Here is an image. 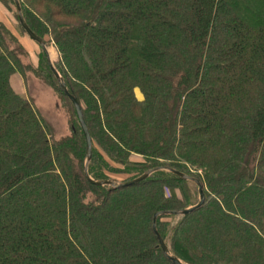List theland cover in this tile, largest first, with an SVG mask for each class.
Here are the masks:
<instances>
[{"label": "trees", "instance_id": "obj_1", "mask_svg": "<svg viewBox=\"0 0 264 264\" xmlns=\"http://www.w3.org/2000/svg\"><path fill=\"white\" fill-rule=\"evenodd\" d=\"M19 1L30 28L54 40V66L81 104L90 176L130 181L169 166L198 178L204 205L157 219L172 254L264 264V0ZM23 54L0 19V264H175L154 215L197 204V184L169 170L92 184L72 101L43 49L36 68ZM27 68L69 104L70 135L57 138L14 89Z\"/></svg>", "mask_w": 264, "mask_h": 264}, {"label": "rangeland", "instance_id": "obj_2", "mask_svg": "<svg viewBox=\"0 0 264 264\" xmlns=\"http://www.w3.org/2000/svg\"><path fill=\"white\" fill-rule=\"evenodd\" d=\"M208 12L206 11L205 14ZM0 19L13 31L22 46L24 54L22 60L26 66L36 68L39 65V59L42 55L40 44L33 40L22 28L18 18L17 9L13 0H0ZM48 48L53 62L60 57L58 48L54 40L50 38ZM12 84L14 89L20 94L28 97L34 105L43 113V115L52 123L55 136L61 138L71 134V110L60 92L53 86L48 84L42 77L33 72V69L27 68L25 74L17 72L12 76ZM134 161H141L142 157L133 155ZM117 166V164H115ZM111 178L119 182L131 177L130 174L110 173ZM199 201V190L196 189ZM182 215H175L172 218L174 223L181 218Z\"/></svg>", "mask_w": 264, "mask_h": 264}, {"label": "water", "instance_id": "obj_3", "mask_svg": "<svg viewBox=\"0 0 264 264\" xmlns=\"http://www.w3.org/2000/svg\"><path fill=\"white\" fill-rule=\"evenodd\" d=\"M15 5H16V9H17V16L19 19V22L21 23V25L23 26V28L26 30L27 34L35 41H37L40 46L42 47V49L44 50L46 57H47V61L50 65V67L52 68V70L54 71L58 82H59V87L61 89V91L65 94V96H67L73 103L80 125L82 127V130L84 132L85 138H86V142H87V153H86V158H85V164H84V174L86 176V178L95 185H100V186H104V185H108L111 187V189H119L125 186H129V185H133L136 184L138 182H141L142 180H145L146 178H148L153 172L158 171V170H169L174 172L175 174H177L178 176H180L183 179L186 180H191L193 182H195L198 186V190H199V201L197 204L188 207V208H184V209H179V210H170V211H158L155 213L154 215V230L157 234L158 240H159V246L161 247L162 251L164 252V254L175 264H185L183 263L177 256L173 255L172 252L170 251V248L168 246V244L166 243V241L164 240V238L162 237V235L160 234V232L158 231V227H157V219L158 217L162 216V215H166V214H172V215H188L198 209H200L204 203H205V190H204V185L202 184V182L191 175L185 174L181 171H178L176 169H173L169 166H158L152 169L147 170L143 175H141L138 178H135L133 180L130 181H123V182H119L115 179H94L90 176L89 174V164L90 161L92 159V151H93V138L91 136L90 130L88 128V125L86 123L84 114H83V110L81 107V104L78 100V98L76 97V95L74 93H71L67 87V84L65 83L64 79L60 76V74L58 73V71L56 70L55 66H54V62L51 59V55L49 52V48L48 45L46 43V40L37 35L31 28L30 26L27 24L23 12H22V8L20 5V1L19 0H14Z\"/></svg>", "mask_w": 264, "mask_h": 264}]
</instances>
